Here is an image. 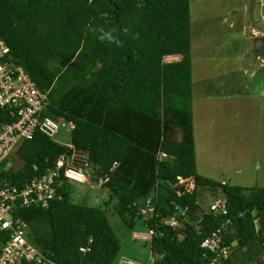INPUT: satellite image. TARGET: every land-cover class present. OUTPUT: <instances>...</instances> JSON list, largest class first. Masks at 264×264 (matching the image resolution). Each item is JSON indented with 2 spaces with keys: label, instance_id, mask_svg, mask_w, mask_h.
<instances>
[{
  "label": "trees",
  "instance_id": "1",
  "mask_svg": "<svg viewBox=\"0 0 264 264\" xmlns=\"http://www.w3.org/2000/svg\"><path fill=\"white\" fill-rule=\"evenodd\" d=\"M112 29L119 46L99 38ZM0 36L48 92L45 114L72 125L70 146L41 133L23 140L22 163L5 175L22 184L73 148L85 155L88 184L64 182L47 206L13 211L48 259L117 264L121 243L110 212L131 230L139 220L153 229L145 264H264V186L198 170L191 0H0ZM181 178L195 186L179 193ZM77 184L98 193V204L77 195ZM199 186L221 189L228 212L203 209ZM146 205L154 211H141ZM167 217L177 224H165ZM215 232L220 245L202 246Z\"/></svg>",
  "mask_w": 264,
  "mask_h": 264
},
{
  "label": "built area",
  "instance_id": "2",
  "mask_svg": "<svg viewBox=\"0 0 264 264\" xmlns=\"http://www.w3.org/2000/svg\"><path fill=\"white\" fill-rule=\"evenodd\" d=\"M49 106L48 92L39 89L23 66L12 59L9 46L0 36V231L4 233L3 240L0 241V264H23L24 261L34 264H57L28 240V224L20 218H15L13 211L18 206H47L49 200L60 196L57 192L58 185L87 180L83 160L85 155L81 158L80 154L83 152L76 148L61 154L43 174L22 184L5 175L13 165V157L23 140L32 139L35 133L55 138L62 128L72 127L45 114ZM64 145L70 146V143ZM219 206L221 201L217 200L211 208L217 211ZM221 208L225 211L224 205ZM141 211L152 213L154 208L146 205ZM164 223L177 224L171 217H167ZM216 233L218 232L206 238L202 246L215 250L220 245V238L214 236ZM153 234V229H148L146 233L139 232L134 236L149 242ZM80 249L84 251L86 248ZM220 252L223 257L227 256V249L223 248ZM117 264L145 263L122 255ZM207 264H220V261L212 259Z\"/></svg>",
  "mask_w": 264,
  "mask_h": 264
},
{
  "label": "rangeland",
  "instance_id": "3",
  "mask_svg": "<svg viewBox=\"0 0 264 264\" xmlns=\"http://www.w3.org/2000/svg\"><path fill=\"white\" fill-rule=\"evenodd\" d=\"M219 1L222 0H191L195 123H199L200 115L204 117L209 113L214 115V118L208 123L212 129L205 128L206 132L201 133V139L196 134L198 170L199 172L201 170L204 175L222 180L225 174L223 173L224 169L225 172L233 175L230 180L234 183L240 182L249 187L264 186V136L258 137L256 140L246 138L247 132L239 128L240 120L243 118L242 112L239 110L235 113L237 117H228L226 108L217 107L216 102L214 105L210 98H207L208 101L204 102L209 107L199 109L202 94L216 95L220 88L217 87L214 73L218 67H216L217 54L218 52L223 53L218 49L219 45L215 33H217L219 26L225 24L223 21L226 14L225 9L230 5L219 4ZM259 1L257 0V12L261 10ZM172 59H176L175 56L172 58L171 56L167 57V60ZM222 127L223 131H221ZM213 128H215V134H207L208 131H213ZM54 139L60 143L68 144L71 141L69 128H62ZM213 145L214 147H212ZM80 157L83 158L84 154L81 153ZM13 160L12 162L16 167H19L22 163L16 155H14ZM84 183L88 184V181H84ZM194 183V178H190L183 184L186 186L185 188L191 189L194 187ZM74 186L77 195L79 193L89 195L88 203L98 204L97 202L101 200L98 193L95 195L96 193L90 190L86 194L84 188H81L82 185L77 184ZM198 191L199 204L206 210L217 198L224 197L221 189L214 190L199 186ZM108 217L120 239L121 250L119 255L129 256L141 263H150L152 255L149 244L134 236L139 232H147L148 229L142 224V220H139L136 227L131 230L117 214L108 212Z\"/></svg>",
  "mask_w": 264,
  "mask_h": 264
},
{
  "label": "crops",
  "instance_id": "4",
  "mask_svg": "<svg viewBox=\"0 0 264 264\" xmlns=\"http://www.w3.org/2000/svg\"><path fill=\"white\" fill-rule=\"evenodd\" d=\"M221 3L230 6L225 9V24L219 26L215 33L218 49L223 53L217 54L218 67L214 73L217 87L220 88L216 95L202 94L199 109L209 107L204 102L210 98L214 105L216 102L217 107L226 108L228 117H237L235 113L241 111L243 118L239 128L247 132V139L256 140L264 136V58L257 55L253 47L255 37L264 36V0L259 1L261 10L258 12L255 0L253 15L250 11L251 0H222L219 1ZM199 117L201 139V133L206 132L205 128L212 129L208 123L214 115L209 113L206 117ZM207 134H215V128ZM223 173L225 180L233 178L224 169Z\"/></svg>",
  "mask_w": 264,
  "mask_h": 264
},
{
  "label": "clouds",
  "instance_id": "5",
  "mask_svg": "<svg viewBox=\"0 0 264 264\" xmlns=\"http://www.w3.org/2000/svg\"><path fill=\"white\" fill-rule=\"evenodd\" d=\"M114 31H115L114 29H112V30H108V31L100 30V36H99V38H100L101 40H106V41L109 42V43H113V42H114L117 46H119V45H120V41L117 40V39H115V37H114V35H113V32H114ZM261 36H262V35H261ZM189 179H190V178H181V179H180V182L177 184L178 187H179V192H180V187H181V186L183 187V190L185 189L186 186H185L183 183L187 182ZM181 180H186V181L183 182V183H181ZM194 181H195V179H194ZM194 186H195V183H194ZM188 189H189V188H188ZM191 189H192V188H191ZM183 190H182V191H183ZM217 200H220V201H221V206L224 205V208H225V211H223L222 208H221V206H219V210H217V211L220 212V213H227L228 210H227V207H226V200H225V198H217L215 201H213V202L211 203L209 209H210L211 211L215 212V211L211 208V206H212V204H213L214 202H216ZM209 209H208V210H209ZM205 210H206V209H205Z\"/></svg>",
  "mask_w": 264,
  "mask_h": 264
},
{
  "label": "water",
  "instance_id": "6",
  "mask_svg": "<svg viewBox=\"0 0 264 264\" xmlns=\"http://www.w3.org/2000/svg\"><path fill=\"white\" fill-rule=\"evenodd\" d=\"M254 6H255V1L251 0L250 11H251L252 15H253V11H254ZM253 51L256 52L257 55L264 58V36H256L255 37ZM185 181L186 180H182L181 183H183ZM182 190H183V187L181 186L179 193H181Z\"/></svg>",
  "mask_w": 264,
  "mask_h": 264
}]
</instances>
